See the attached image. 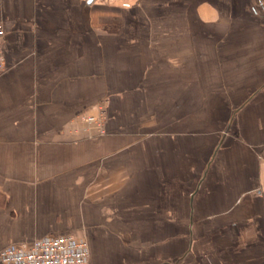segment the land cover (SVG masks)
Segmentation results:
<instances>
[{"label":"crops","instance_id":"0c3cea01","mask_svg":"<svg viewBox=\"0 0 264 264\" xmlns=\"http://www.w3.org/2000/svg\"><path fill=\"white\" fill-rule=\"evenodd\" d=\"M0 252L264 264V0H0ZM105 101V133H72Z\"/></svg>","mask_w":264,"mask_h":264},{"label":"built area","instance_id":"2783aa9c","mask_svg":"<svg viewBox=\"0 0 264 264\" xmlns=\"http://www.w3.org/2000/svg\"><path fill=\"white\" fill-rule=\"evenodd\" d=\"M4 29L0 23V75L5 70L2 44ZM69 129L72 133H105L106 106L99 101L95 112L83 111L77 114ZM0 264H88V249L84 240L70 235L44 237L29 244L11 245L0 252Z\"/></svg>","mask_w":264,"mask_h":264}]
</instances>
